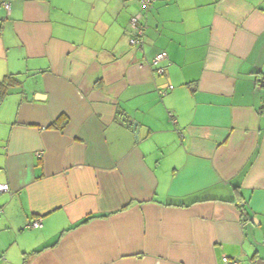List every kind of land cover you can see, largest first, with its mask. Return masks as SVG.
<instances>
[{"label":"crops","instance_id":"obj_1","mask_svg":"<svg viewBox=\"0 0 264 264\" xmlns=\"http://www.w3.org/2000/svg\"><path fill=\"white\" fill-rule=\"evenodd\" d=\"M0 26V264H264V0H0Z\"/></svg>","mask_w":264,"mask_h":264},{"label":"built area","instance_id":"obj_2","mask_svg":"<svg viewBox=\"0 0 264 264\" xmlns=\"http://www.w3.org/2000/svg\"><path fill=\"white\" fill-rule=\"evenodd\" d=\"M137 1L141 4L143 10H148L155 2V0H137ZM1 6L7 11V13H10L12 6L11 1H5L1 4ZM141 20H142V15H136L132 17L130 21V28H131L130 45L140 50L142 49V45L144 42L143 38L145 36V30H146V25L143 24ZM166 59H167V54L165 52H161L157 54L151 62V66L155 69V72L160 76L164 75L166 72L165 68L161 65ZM257 85L263 91V103L260 109V115L264 117V76L257 81ZM173 89H174L173 86H169L167 89L159 91V94L162 97H165ZM170 118L173 121V123H176V118L173 116V114H170ZM0 191L8 192L9 187L1 186ZM41 227H42V223L39 220L31 222L27 226L28 229H39ZM222 264H240V262L235 259L224 256L222 258Z\"/></svg>","mask_w":264,"mask_h":264},{"label":"trees","instance_id":"obj_3","mask_svg":"<svg viewBox=\"0 0 264 264\" xmlns=\"http://www.w3.org/2000/svg\"><path fill=\"white\" fill-rule=\"evenodd\" d=\"M1 27V26H0ZM155 58V57H154ZM165 68V67H164ZM18 76H16V75H11V76H8L7 78H5L3 81H1L0 82V101H2L4 98H5V96H6V94H7V90H8V88L10 87V84L12 85V84H17V83H19V80H18V78H17ZM261 77H263V76H261ZM260 76H258V78H257V81L261 78ZM172 86V85H171ZM174 87V86H173ZM174 90V89H173ZM172 90V91H173ZM161 91V90H160ZM172 91H170V92H172ZM169 92V93H170ZM263 92V91H262ZM168 93V94H169ZM167 94V95H168ZM159 96L161 97V98H163L160 94H159ZM166 97V96H165ZM262 103H263V98H262ZM170 114H173V116L176 118V116H175V114L173 113V112H170L169 113V117H170ZM171 119V118H170ZM172 121V120H171ZM173 122V121H172Z\"/></svg>","mask_w":264,"mask_h":264},{"label":"water","instance_id":"obj_4","mask_svg":"<svg viewBox=\"0 0 264 264\" xmlns=\"http://www.w3.org/2000/svg\"><path fill=\"white\" fill-rule=\"evenodd\" d=\"M42 97H45L44 95L42 94H36L35 98L38 100V99H41ZM138 127V124H135L134 125V128H135V133H136V137L138 136V132H137V128Z\"/></svg>","mask_w":264,"mask_h":264}]
</instances>
